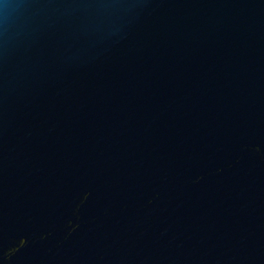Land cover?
<instances>
[{
  "label": "water",
  "instance_id": "95a60500",
  "mask_svg": "<svg viewBox=\"0 0 264 264\" xmlns=\"http://www.w3.org/2000/svg\"><path fill=\"white\" fill-rule=\"evenodd\" d=\"M0 264H264V0H0Z\"/></svg>",
  "mask_w": 264,
  "mask_h": 264
}]
</instances>
